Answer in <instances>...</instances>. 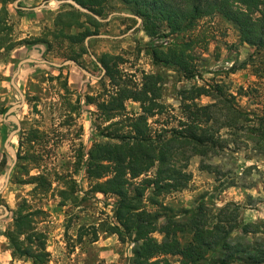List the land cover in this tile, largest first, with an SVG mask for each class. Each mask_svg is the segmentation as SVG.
<instances>
[{"label":"rangeland","instance_id":"374dc122","mask_svg":"<svg viewBox=\"0 0 264 264\" xmlns=\"http://www.w3.org/2000/svg\"><path fill=\"white\" fill-rule=\"evenodd\" d=\"M16 1L0 0V10L5 8L7 11L0 30V190L12 163V155L4 143L17 128L15 123L5 122L4 115L9 108L21 102L20 95L11 85L18 64L28 58L52 64H62L77 58V63L94 78L75 65L55 68L26 63L21 66L14 82L24 96V105L12 113L13 118L20 123V131L11 141L17 160L9 184L0 193V206L9 210V214L0 220V264H30L28 260L12 256L5 237L20 207L43 212L37 217L39 223L36 227L46 238L48 264H131L134 244H121L115 235H108L101 230H98L97 241L93 242L92 228L102 221H112L115 199L91 192V184L85 174L86 156L78 161V156L81 153L85 155L93 143L106 141L98 136L96 130L97 126L106 124L97 117L93 105L85 104L86 95L95 97L102 92L103 84H108V79L102 76L101 68L90 54L98 63L107 55L111 58V64H115L136 83L141 82L143 74L161 75V101L173 109L171 115L179 114L178 95L181 90L189 89L192 85L219 83L226 93L236 96V103L242 111L261 116L264 114V73L260 78L250 66L239 69L254 53V49L240 44L237 29L219 15L199 21L191 31L165 37L167 29L163 27L157 37L150 38L142 30V20L135 14L133 5L127 6L121 0H105L103 15L96 18L88 17L70 4H62L55 9L43 7L23 11L15 8ZM56 1L61 0H22L18 6L54 7ZM85 29L93 33L91 36L121 38H93L85 50L87 37H82L80 42L76 40V43L67 38L69 35L76 37ZM186 41L193 42L192 64L196 69L193 80L184 79L182 73L173 66L153 64L149 54L151 48H166ZM261 55L264 57V54ZM59 75L61 78L55 79ZM64 79L68 92L62 86ZM240 89L251 90L248 98L237 95ZM77 99L78 115L73 114V120L66 118L69 101L73 104ZM210 101L202 97L198 102L205 105ZM126 108L128 112H140L138 103L129 101ZM155 119L164 120L166 116ZM155 119L151 121L153 129L158 127L154 124ZM169 121L171 125L175 124L171 119ZM34 130L40 132V138L31 145L23 144L27 134ZM227 153L223 157L206 158L203 161L199 157H192L187 168L191 181L186 188L161 197L168 210L164 214L186 222L184 212L198 209L199 202H203V215L211 222L215 221L221 208L235 204L239 207L238 218L243 223L263 224L260 226L263 232L243 235L241 231H234L229 242L253 248L264 243V155L249 149ZM202 163L218 167V175L203 170ZM65 175L75 181L74 199L69 196L62 200L59 195V191L65 189L59 177ZM39 176L50 185L46 186L49 187L46 192L36 188L34 178ZM230 180H234L235 187L221 190V183ZM147 206L148 210L157 211ZM3 214L4 211L0 209V216ZM164 223L163 216L159 225ZM152 237L157 241L163 239L157 233ZM223 255L222 251L210 255L204 264H219ZM242 257L244 264L251 263L247 254H242ZM169 261L178 264L177 258L171 257Z\"/></svg>","mask_w":264,"mask_h":264},{"label":"trees","instance_id":"16d2710c","mask_svg":"<svg viewBox=\"0 0 264 264\" xmlns=\"http://www.w3.org/2000/svg\"><path fill=\"white\" fill-rule=\"evenodd\" d=\"M72 1L98 17L103 15L105 0ZM121 1L127 6L133 5L135 14L142 20V30L150 38L157 37L163 27L168 37L193 30L205 18L221 16L237 29L240 44L254 49L239 69L250 66L257 77L264 73L261 55L264 54V0ZM6 15L7 11L2 8L0 30ZM91 35L93 33L85 29L78 36L67 38L76 43ZM192 45V41H186L166 48L153 47L149 54L154 65L173 66L184 79L193 80L196 69L192 64ZM85 50L82 52L86 53ZM71 60L77 62V58ZM110 60L107 55L99 60L108 84H103L97 96H85V104L93 105L97 117L106 124L96 127L98 136L106 141L93 143L85 155L78 156V161L86 156L85 174L91 192L115 199L112 221H102L92 228L93 242L97 241L98 230H101L115 235L121 244H134L131 264H171V257L177 258L178 264H204L208 256L220 251L225 255L219 264H244L242 254H247L250 264H264V243L251 248L229 242L234 231H241L243 235L263 232L260 227L263 224L243 223L238 218L237 205H225L215 221L208 222L203 215V202H199L198 209L184 212L187 219L182 222L167 217L164 212L168 210L161 201V197L186 188L191 181L187 168L192 157L203 161L247 149L264 155V114L257 116L242 111L236 96L226 93L223 85L215 83L181 90L179 114L171 115L173 109L161 101V75L143 74L141 82L136 83ZM59 78L61 75L55 79ZM62 86L68 92L66 79ZM250 91L240 89L237 95L248 98ZM202 97L211 101L200 104L198 101ZM129 101L139 104V113L127 111ZM68 106L66 118L73 120V114L78 115L79 99L73 104L69 101ZM162 116L166 119H155ZM153 119L158 125L155 129L151 125ZM169 119L175 124L171 125ZM39 133L38 130L28 133L23 144L37 141ZM201 167L218 175V167L203 163ZM59 179L65 188L59 191L61 199L69 196L74 199L75 181L68 175ZM34 181L41 192L49 189L46 186L50 185L42 176ZM230 187H235L234 180L223 181L220 185L221 190ZM147 205L157 211L148 210ZM41 214L40 210L28 211L21 207L17 211L12 228L5 233L14 258L28 260L30 264H48L46 238L36 227ZM163 216L165 223L160 226ZM155 233L163 236L162 241L152 237Z\"/></svg>","mask_w":264,"mask_h":264},{"label":"water","instance_id":"95a60500","mask_svg":"<svg viewBox=\"0 0 264 264\" xmlns=\"http://www.w3.org/2000/svg\"><path fill=\"white\" fill-rule=\"evenodd\" d=\"M20 1H22V0H17L15 2V8L21 9L23 11H34V10H39V9H41L43 7L47 8V9H55V8H58L62 4H70L75 9H77V10H79V11H81V12L87 14V15H90L91 17L96 18V15H94L89 10L80 7L76 2H74L72 0L56 1V5L54 7H50V6H40V7H37V8L19 7L18 6V3ZM114 15H118V14H114ZM122 16H125V17H133V16L128 15V14H122ZM111 17L112 16H110L108 19L104 20V22H107ZM135 18L140 22V19L139 18H137V17H135ZM93 38L119 39L121 37H109V36H102V35L87 37L86 40H85V47H86V49H88V42L90 41V39H93ZM90 57L93 59V61H95L99 65V67L101 68V71H102V76H103L104 73H105L104 68L97 62L96 58L93 55L90 54ZM26 63L45 64V65H50V66L55 67V68H61L62 66H66V65H75L78 69H80V71H82L83 73H85L89 77H93L90 73H88L86 70H84L77 62H75L73 60L65 61L62 64H52V63H50L48 61H39V60H35V59L28 58V59L22 60L18 64L17 70H16V72L14 73V75H13V77L11 79V85L17 91V93L20 95L21 102L19 104H16V105L12 106L11 108H9L6 111L5 115H4L5 116L4 121L5 122H13V123H15L16 126H17V128L9 134V136L7 137V139H6L5 143H4V146H5L6 150H8L11 153V155H12V163H11V165H10L8 171H7V174H6V177H5V180H4V185H3L2 189L0 190V193H2L6 189L7 185L9 184L10 175H11V172H12V170H13V168L15 166L16 160H17L16 151L12 147L11 141L17 135V133H19V131H20V123H19V121L17 119H14L13 118L12 113L14 111L19 110V109H21L23 107V105H24V96L22 95V93L20 92V90L18 89V87L15 85L14 80L16 79L17 75L19 74L21 66L23 64H26ZM0 209H2L4 211V214L0 216V220H1V219L5 218L9 214V210L5 206H0Z\"/></svg>","mask_w":264,"mask_h":264}]
</instances>
